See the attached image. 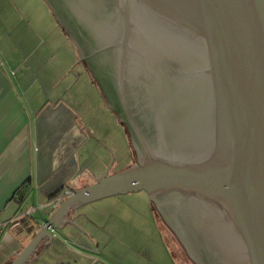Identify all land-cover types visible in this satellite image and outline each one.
Instances as JSON below:
<instances>
[{
    "label": "water",
    "instance_id": "water-1",
    "mask_svg": "<svg viewBox=\"0 0 264 264\" xmlns=\"http://www.w3.org/2000/svg\"><path fill=\"white\" fill-rule=\"evenodd\" d=\"M47 1L78 63L74 23L57 0ZM71 2L79 23L107 33L103 49L119 50L122 90L132 66L161 71L180 93L154 125V141L119 119L137 144L135 163L110 174L112 156L95 183L68 196L43 228L53 237L50 229L71 223L86 233L73 222L77 209L144 192L175 264H264V0H105L112 19L102 15L103 0ZM99 84L116 113L109 88ZM39 238L14 264L33 254Z\"/></svg>",
    "mask_w": 264,
    "mask_h": 264
},
{
    "label": "crops",
    "instance_id": "crops-1",
    "mask_svg": "<svg viewBox=\"0 0 264 264\" xmlns=\"http://www.w3.org/2000/svg\"><path fill=\"white\" fill-rule=\"evenodd\" d=\"M78 60L47 0H0V264L16 263L39 235L23 264H175L151 205L128 207V195L77 209L73 222L86 233L71 223L50 229L53 237L43 228L58 208L41 206L67 187L93 185L112 156L111 170L134 155ZM118 128L121 151L113 143Z\"/></svg>",
    "mask_w": 264,
    "mask_h": 264
},
{
    "label": "flooded vegetation",
    "instance_id": "flooded-vegetation-1",
    "mask_svg": "<svg viewBox=\"0 0 264 264\" xmlns=\"http://www.w3.org/2000/svg\"><path fill=\"white\" fill-rule=\"evenodd\" d=\"M57 2L60 5V13L63 18L74 23L73 29L79 36L82 47L80 49L76 44L80 52L81 62L94 77L99 87L100 78L104 85L109 88V97L113 105H116L115 110L120 121L127 122V120H131V122L139 127L141 132L154 141L153 139L156 134L154 132V125L165 121V114L167 113L165 109H170L171 106L169 107V105L172 104L171 102H174V95H177V90L180 93L179 86L177 87L174 80H171L170 77H165L157 69H150L148 72L149 75L138 72L135 67L129 66L124 74L123 79L125 85L122 90L120 88L118 73L119 50L117 48L111 50L103 49V44L108 38L107 36L104 37V35L107 33L103 35L98 32L91 33L84 22L79 23L78 17L74 14V6L71 0H57ZM103 3L102 15L112 19V13L107 11L109 9L108 3L105 0H103ZM67 33L69 34L68 31ZM71 38L74 40L73 37ZM111 41L114 43L117 40L111 39ZM82 56L85 58L82 59ZM169 91L172 93H169ZM123 127L127 131L134 155L137 159L138 147L135 139L129 133L126 125H123ZM161 130H163L162 125L160 126ZM163 220L165 221L164 218Z\"/></svg>",
    "mask_w": 264,
    "mask_h": 264
},
{
    "label": "rangeland",
    "instance_id": "rangeland-1",
    "mask_svg": "<svg viewBox=\"0 0 264 264\" xmlns=\"http://www.w3.org/2000/svg\"><path fill=\"white\" fill-rule=\"evenodd\" d=\"M85 84L88 85V83L86 81H85ZM96 103L100 105L102 103V100L101 99L98 100V101L96 100ZM102 107H103V105H102ZM101 123H103V120H101ZM117 132H118V137H116L117 139H115V141L113 143H116L117 149H119V151H121V147L122 146L125 147V144L123 142V133L121 132V128H118V131ZM92 151H94V150H92ZM92 151L90 152V146H89L88 149H87V153L86 154H92L93 153ZM122 153H125L124 150H123V148H122ZM135 160H136L135 155H133V158L132 157L130 158V156L126 154L125 157H124L123 162H121L120 165L115 166L111 170L110 174L119 172L118 170H120V169L124 170V169L128 168L129 166H131V165H133L135 163ZM97 174H98L97 171H95L94 172V177L97 176ZM126 197H128V198H126V200H123L124 205L127 204V205H129L128 207L133 206V207L136 208V210L138 209L140 211L141 210L142 211H148L147 210L148 209V206L151 205V201H150V199L148 200L149 197L147 196L146 193L128 194V196H126ZM109 201H112L113 202L114 200L105 199V200L96 202L93 205H97V207L100 208V207H103L105 205H108L107 202H109ZM125 202H126V204H125ZM121 206H123L122 203H121ZM151 209H152V206H151ZM83 210L90 212V208H84ZM118 210H119V208H118ZM143 227L146 228L145 226H143Z\"/></svg>",
    "mask_w": 264,
    "mask_h": 264
},
{
    "label": "built area",
    "instance_id": "built-area-1",
    "mask_svg": "<svg viewBox=\"0 0 264 264\" xmlns=\"http://www.w3.org/2000/svg\"><path fill=\"white\" fill-rule=\"evenodd\" d=\"M72 193H73L72 189L70 187H67L61 192H59L58 194H56L55 197L49 201V203L41 207L44 208V206L45 207L48 206V207H51L52 209H56ZM31 210L29 212H31Z\"/></svg>",
    "mask_w": 264,
    "mask_h": 264
}]
</instances>
